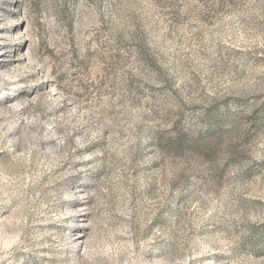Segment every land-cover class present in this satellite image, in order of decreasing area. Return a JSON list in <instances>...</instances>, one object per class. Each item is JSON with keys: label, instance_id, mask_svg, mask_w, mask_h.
Segmentation results:
<instances>
[{"label": "rangeland", "instance_id": "rangeland-1", "mask_svg": "<svg viewBox=\"0 0 264 264\" xmlns=\"http://www.w3.org/2000/svg\"><path fill=\"white\" fill-rule=\"evenodd\" d=\"M0 264H264V0H0Z\"/></svg>", "mask_w": 264, "mask_h": 264}, {"label": "trees", "instance_id": "trees-1", "mask_svg": "<svg viewBox=\"0 0 264 264\" xmlns=\"http://www.w3.org/2000/svg\"><path fill=\"white\" fill-rule=\"evenodd\" d=\"M185 142V139H182L181 141L179 140L178 144H183Z\"/></svg>", "mask_w": 264, "mask_h": 264}]
</instances>
